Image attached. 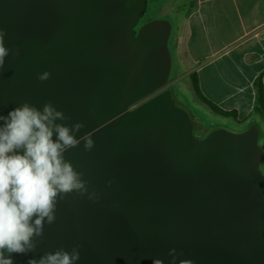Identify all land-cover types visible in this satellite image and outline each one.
I'll list each match as a JSON object with an SVG mask.
<instances>
[{"label":"water","instance_id":"1","mask_svg":"<svg viewBox=\"0 0 264 264\" xmlns=\"http://www.w3.org/2000/svg\"><path fill=\"white\" fill-rule=\"evenodd\" d=\"M145 9L146 0H0L12 50L0 70V115L52 101L70 117L63 123H83L77 138L92 131L95 147L81 143L65 158L101 194L60 201L36 251L14 264L77 244L76 264H170L173 248L177 264H264L259 129L195 136L166 88L171 25L138 26Z\"/></svg>","mask_w":264,"mask_h":264},{"label":"clouds","instance_id":"2","mask_svg":"<svg viewBox=\"0 0 264 264\" xmlns=\"http://www.w3.org/2000/svg\"><path fill=\"white\" fill-rule=\"evenodd\" d=\"M6 35L0 28V70L12 53L5 46ZM14 54L19 55V50ZM50 77L51 73L45 71L37 79L43 82ZM68 119L52 101L45 102L42 109L24 101L6 116L0 115V264H14V255L36 251L45 224L55 223L58 203L67 196L75 193L93 202L101 199L99 192L90 190L84 173L65 158V153L81 143L90 152L95 147L94 132L77 138L85 125L63 123ZM80 249L78 244L70 251L60 247L39 259H29L27 264H76L81 258ZM169 255L170 264H177V250L171 249ZM153 264L164 262L154 259ZM179 264L194 261L181 259Z\"/></svg>","mask_w":264,"mask_h":264},{"label":"crops","instance_id":"3","mask_svg":"<svg viewBox=\"0 0 264 264\" xmlns=\"http://www.w3.org/2000/svg\"><path fill=\"white\" fill-rule=\"evenodd\" d=\"M175 20L186 72L196 74L203 96L233 111L235 118H225L244 129L258 126L252 124L261 121L253 109V82L260 75L264 87V0H192Z\"/></svg>","mask_w":264,"mask_h":264},{"label":"rangeland","instance_id":"4","mask_svg":"<svg viewBox=\"0 0 264 264\" xmlns=\"http://www.w3.org/2000/svg\"><path fill=\"white\" fill-rule=\"evenodd\" d=\"M192 0H146V9L139 20L143 24L153 19H165L171 25V32L167 41L168 51L171 57V70L166 84L174 102L193 115L203 130H211L214 127H222L232 132L245 130L242 125L235 123L231 118L221 117L213 113L208 107L202 104L195 96L189 73L186 72L187 64L185 60L184 47L182 40H176L174 28L175 18L184 16L186 6ZM252 124L261 127V121L253 120ZM247 129V128H246ZM203 130H196L198 134H203ZM260 130L259 144L264 148L262 140L263 129ZM194 133L198 135L197 133ZM260 171L264 174V155L260 163Z\"/></svg>","mask_w":264,"mask_h":264},{"label":"trees","instance_id":"5","mask_svg":"<svg viewBox=\"0 0 264 264\" xmlns=\"http://www.w3.org/2000/svg\"><path fill=\"white\" fill-rule=\"evenodd\" d=\"M191 79V85H192V90L196 96V98L206 104V106L215 114L224 116V117H234L235 118V113L233 111H225L221 108H219L217 105L206 99L203 94L201 93L198 82H197V77L194 72H192L190 75ZM253 87H254V112L255 114L261 119L262 122H264V87L261 82V76L259 75L253 82ZM192 120H193V133L196 132V130H203L202 126L199 124L198 120L195 119L193 115H190ZM208 130H203V134H199L195 136L197 137H203ZM264 150V148H263Z\"/></svg>","mask_w":264,"mask_h":264},{"label":"flooded vegetation","instance_id":"6","mask_svg":"<svg viewBox=\"0 0 264 264\" xmlns=\"http://www.w3.org/2000/svg\"><path fill=\"white\" fill-rule=\"evenodd\" d=\"M141 24H138V26H140ZM197 133V132H196ZM198 134V133H197ZM198 136H199V134H198Z\"/></svg>","mask_w":264,"mask_h":264}]
</instances>
